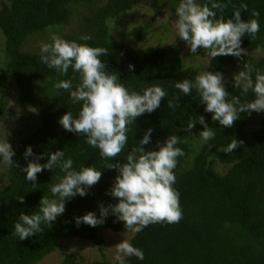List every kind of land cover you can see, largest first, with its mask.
I'll use <instances>...</instances> for the list:
<instances>
[{"label":"trees","instance_id":"16d2710c","mask_svg":"<svg viewBox=\"0 0 264 264\" xmlns=\"http://www.w3.org/2000/svg\"><path fill=\"white\" fill-rule=\"evenodd\" d=\"M140 2L143 0L0 1V29L5 37L0 58L1 89L4 90L5 83L12 80L17 89V100L30 105L38 117L29 132L19 134L13 148L14 162L5 168L8 182L0 189V264H35L59 249L64 239L72 237L90 239L102 252L103 238L97 233V228L126 232L128 229L124 222L111 213L104 223L95 227L85 223L77 226L75 218L90 211L99 217L101 203L105 206L118 203L108 194L118 172L105 168V165L126 162L128 152L139 146V140L149 128L152 129L151 142L143 146L147 150H158L159 144L170 135L180 138L176 146L183 149L184 155L177 158L174 187L180 193L183 218L178 223H154L139 233L133 232L129 241L143 251L144 259L125 256V264H264V112L253 127L247 123L254 111L240 113V119L234 126L222 127L219 121L212 120V113L205 111L206 105L195 89L190 95H185L175 87L184 79L194 81L199 74L197 67L184 63L181 58L180 51L185 45L182 39L177 36L172 43L136 47L112 38L108 19ZM171 2L150 0L149 4L154 9L153 18L164 6L176 15L175 8L178 6ZM197 2L203 5L208 0ZM217 2L227 4L222 11L215 10L217 18H232L234 10L241 4L248 5L247 11H241V18L245 21L256 18L252 16L254 9L259 11L260 31L255 38H250L248 34L241 38V47L246 50L241 57L212 58L205 49H198L196 54L210 57L205 71L221 72L223 76L227 66H233L239 72L245 63L251 65L254 84L256 71L264 74V57L251 56L256 50L264 51V0ZM74 17L80 23L78 29L62 38L108 49V54L101 57L107 65L105 71L116 72L119 82L130 92L143 94L148 87L159 85L167 93L159 108L139 116L128 126V143L124 151L113 159L101 157L98 149L86 143L85 136L66 131L58 122L68 111L77 117L83 102L73 103L69 91L56 89L54 85L61 80H72L74 90L80 83L79 73L69 68L66 75L60 74L41 61L40 50H25L23 47L31 35L60 29L69 25ZM149 28L148 23L136 25L128 34L143 40ZM84 35H89L91 39L81 40ZM129 65H133L134 69H130ZM233 80L234 77L225 79L229 100L238 96L243 104L256 98L251 89L244 94L240 88L234 87ZM168 101L178 106L170 108ZM4 106L5 94L2 92L0 120ZM199 116H204L208 126L212 127L214 138L202 139L200 132L204 125L199 123ZM190 121L197 123L188 131ZM192 138L203 141L199 149L192 147ZM236 139L242 140L243 144L232 153L224 152ZM29 145L36 155L63 150L64 160L70 157L74 170L92 166L102 170V176L87 195L67 200L65 212L52 225L42 224V231L20 240L14 234V225L19 222L20 214L39 212L43 196L54 198L50 185L58 183L66 174L56 166L53 170L45 169L38 173L35 185L26 180L22 169L35 158L25 159L24 153ZM47 159L48 155H44L39 162L47 163ZM217 164L227 166L225 171H218ZM19 196H24L23 203L17 199ZM62 264H78L76 256L65 253ZM91 264L119 262L93 261Z\"/></svg>","mask_w":264,"mask_h":264},{"label":"clouds","instance_id":"9594fccd","mask_svg":"<svg viewBox=\"0 0 264 264\" xmlns=\"http://www.w3.org/2000/svg\"><path fill=\"white\" fill-rule=\"evenodd\" d=\"M226 7L227 4L217 0H208L203 5L197 0H180L175 8V28L178 37L189 46L190 52L197 53L198 49H205L212 58L228 55L241 57L246 52L241 47V38L245 34L255 38L260 31L257 19L260 13L254 9L252 16L256 18L245 21L241 18V11H247L248 5L241 4L240 8L234 10L232 18H217L215 10L222 11ZM80 39L87 41L91 37L84 35ZM51 41L41 45V61L49 68H55L60 74L66 75L69 68H72L80 75V83L74 90L72 80H61L54 87L69 91L73 103L83 102L77 117L68 111L59 119V124L66 131L85 136L86 143L98 149L101 157H118L128 143V126L139 116L159 108L162 98L167 95L166 91L161 86L154 85L144 90L143 94L130 92L119 82L116 72L105 71L107 65L101 57L108 54L109 50L106 48L69 41L55 34ZM129 68L134 69V66L129 65ZM252 72L253 67L245 63L243 70L234 73V87L240 88L244 94L251 89L256 96L253 101L243 104L238 96L228 99L229 92L221 72L204 71L194 81L184 79L177 82L175 87L185 95H190L195 89L200 94L201 102L206 105L205 111L213 114L212 120L219 121L222 127H232L240 119V113L264 112V74L257 70L253 84ZM176 99L179 100V97ZM176 106L178 105L168 101V107ZM198 121L204 125L200 132L202 139L207 141L214 138L215 132L208 126L205 117L199 116ZM196 123L190 121L187 130L194 128ZM151 134L152 129L149 128L139 140V146L128 152L126 162L105 165V168L116 169L118 172L108 192L118 203L107 206L101 203L99 217L92 211L76 217L77 226L85 223L95 227L104 223L111 213L124 222L126 229L139 233L150 224L178 223L183 218L180 193L174 187L177 181L174 172L177 158L184 155L183 149L176 146L180 143V138L170 135L164 143L159 144L158 150H147L143 146L150 144ZM241 144L242 140H233L224 152L232 153ZM14 155L15 151L9 141H0V161L11 165ZM44 155H48L47 163L41 164L39 161ZM24 156L25 159L35 157L22 169L26 173V180L33 182V185L37 174L45 169L53 170L59 166L66 174L58 183L50 185L54 198L43 196L39 212L31 215L20 214L19 222L14 225V234L20 240L42 231V224L52 225L65 212L67 200L77 195H87L88 190L102 176V170L92 166L83 167L80 171L74 170L73 160L70 157L64 160L63 150L36 155L29 145ZM17 199L24 202V196ZM116 253L115 260L119 264H125V256L144 259L143 251L134 247L128 239L116 244Z\"/></svg>","mask_w":264,"mask_h":264},{"label":"rangeland","instance_id":"374dc122","mask_svg":"<svg viewBox=\"0 0 264 264\" xmlns=\"http://www.w3.org/2000/svg\"><path fill=\"white\" fill-rule=\"evenodd\" d=\"M1 1V0H0ZM171 3L178 6L180 0H170ZM154 9L149 4V1L143 0L131 9L121 12L114 18L108 19L110 27V34L112 38L122 40L125 43L134 45L136 47H144L146 45H162L165 43H172L177 39V30L175 28L176 15L171 13L170 8L164 6L161 12L155 17ZM74 17L73 21L67 26L60 29H52L44 33H35L31 35L23 47L25 50L41 51V45L44 43H51L53 34L63 37L66 33H71L78 29V21ZM144 23L150 25L149 33L143 40H137L128 34V31L136 26ZM5 37L0 29V58L2 49L4 47ZM181 58L184 63L192 64L198 68L199 74L204 72L208 66L209 56H200L199 54L190 52L189 46L186 44L180 51ZM253 58L264 57L263 50H256L251 54ZM191 57V58H190ZM234 73H238L235 67L227 66L225 68L224 79L234 77ZM3 79L0 77V96L3 92L5 94V106L3 115L0 120V141H9L12 147L20 133H27L34 127V120H37V113L30 105L22 104L17 100V89L12 80L5 83L4 90L1 89ZM263 112L254 111L253 116L248 119L247 125L253 127L258 122V117ZM203 141L192 138V147L200 148ZM215 150V149H214ZM2 158V157H0ZM5 163L0 161V189L4 187L8 180L6 178ZM227 166L221 164L216 165V169L224 172ZM97 232L103 237V253L99 251L98 246L83 237H72L64 239L61 247L49 254L45 255L40 261L35 264H62L65 253H70L76 256L78 264H91L93 261H107L114 263L116 256V244L123 239L130 240L133 231L127 230L126 232H117L110 229L97 228Z\"/></svg>","mask_w":264,"mask_h":264},{"label":"flooded vegetation","instance_id":"af4514ba","mask_svg":"<svg viewBox=\"0 0 264 264\" xmlns=\"http://www.w3.org/2000/svg\"><path fill=\"white\" fill-rule=\"evenodd\" d=\"M146 1H149L150 2V0H146Z\"/></svg>","mask_w":264,"mask_h":264}]
</instances>
